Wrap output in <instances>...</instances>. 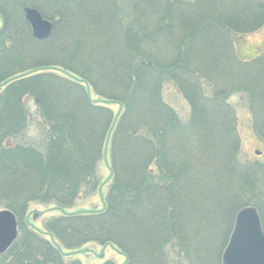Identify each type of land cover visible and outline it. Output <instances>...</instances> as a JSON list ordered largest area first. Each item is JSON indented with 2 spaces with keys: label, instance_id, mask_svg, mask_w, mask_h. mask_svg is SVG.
<instances>
[{
  "label": "trees",
  "instance_id": "16d2710c",
  "mask_svg": "<svg viewBox=\"0 0 264 264\" xmlns=\"http://www.w3.org/2000/svg\"><path fill=\"white\" fill-rule=\"evenodd\" d=\"M117 1L0 0V212L19 218L36 201L65 210L83 189L105 191L103 210L60 216L50 239L19 232L0 264H82L66 255L90 245L115 248L125 264H220L210 236L228 232L225 246L237 212L262 215L261 168L240 158L230 99L247 98L264 133V51L236 53L241 36L264 28V3ZM55 2L52 33L36 40L24 9L48 18ZM166 84L189 104L188 121L163 101ZM89 89L122 106L118 120ZM34 120L38 144L27 138ZM104 156L107 180L96 171Z\"/></svg>",
  "mask_w": 264,
  "mask_h": 264
},
{
  "label": "rangeland",
  "instance_id": "374dc122",
  "mask_svg": "<svg viewBox=\"0 0 264 264\" xmlns=\"http://www.w3.org/2000/svg\"><path fill=\"white\" fill-rule=\"evenodd\" d=\"M115 1L120 2L117 0ZM134 1L135 0H128V2L130 3ZM187 1L189 2V0ZM253 1L254 3L255 1L257 3L259 2L264 3V0H259V1L253 0ZM44 5H47L46 2ZM50 6L51 8L48 7V9H46V11L49 12V14L47 13V15L49 16L48 18H45L44 15L39 12V10L37 9L35 10H37L45 20L49 21L53 25V22L48 19H55L56 13H58L59 11L60 5L58 4V2L57 3L55 2L54 5L52 4ZM202 7H203V4L201 2H198L194 6H186L185 9H188L194 12L195 10L202 9ZM27 9H34V8H27ZM263 10L264 8L260 9V11H263ZM22 17H24V20L29 25L26 19V16H25V12L22 15ZM262 17L264 18V15H262ZM4 23H5V20L0 15V31L4 27ZM184 34H186V32H184ZM130 46L131 45H129V47ZM262 51H264V28L255 33H252L246 36H241L240 39L236 42V53L243 60H250L252 58H255ZM52 69H55V68H52ZM42 72H44L42 71V69L38 70V68H36L30 71L24 72L23 74H20L19 76L30 77V76L40 74ZM48 72L57 73L58 71L51 70ZM58 73L63 74V72L61 73V71ZM0 91H1V88H0ZM89 91H90V98L94 104L108 107L109 109L113 111L114 116L116 117V120L119 119L123 111L121 105L117 103L106 102L104 99L96 95L93 92V90L89 89ZM163 101L165 102V104L169 105L176 112L178 117L182 119L183 122H186L189 120L191 109L187 101L183 98L181 91L178 88H176V86L172 84L165 85L163 89ZM230 103L234 107V113H235L236 120H237L236 122L237 130H238V134H239L240 141H241L242 150H241L240 158L244 162L257 163L259 164L261 168L260 169L261 172L259 175L261 178L259 180V188H258V190H260L259 193L261 195L257 196L256 198L259 201L260 205L263 207L262 215L260 217H261V222H262V229L264 230V133L260 132L257 135V133L255 132L257 122L253 115V108L248 104L247 98L244 97L242 99L240 96L234 95L230 99ZM29 108L33 116L38 117L37 108L35 107L33 101L29 100ZM260 124H257L258 130L261 129L262 127ZM37 125H38V120H34L31 125L32 132L27 134V138H31V140H33L31 142L35 144H38V139L40 138V136L38 135ZM109 161H110L109 157L104 156V160H101L99 164H97L96 171L100 179L102 180H107L109 177H111V171H110L111 169H110ZM103 192L101 194L99 192V193H94L93 195H91L87 193V189H83L80 192L77 199L74 201L71 208H67L65 210L59 208L57 205H54L52 203H47V202L39 203L38 201L30 202L28 203L26 208L22 211L19 218H17L16 215H14L17 221L18 234L19 232L21 233V231H23V237L25 239V236L27 234L30 235V233L36 232V233L42 234L46 238H49V236L46 234L47 226L51 222H53V220L59 218L60 216H63L66 214H72V213H83V212L91 211V210H96V211L103 210L105 191ZM5 211H9V210H5ZM35 216L37 217L35 218ZM235 218H234V223H235ZM233 229H234V224H233L232 231ZM226 231H227V228H226ZM226 234H224V236L222 237H220L219 234L211 235L210 236L211 240L208 241L210 246H215V248L217 246L218 247L220 246L218 250V257H219L220 264H221L222 254L229 243L232 232H230L228 241L224 246L223 242L225 241ZM213 250H214V247L213 248L211 247L207 254H212ZM220 251L221 253L219 256ZM66 258L70 261L78 260L82 264H104L106 262H112L113 264H125L126 262V257L123 254H121L119 251H117L115 248L106 247V246L102 247V246H97V245H90L89 247L86 246V247H83L81 250L70 252L69 255H66Z\"/></svg>",
  "mask_w": 264,
  "mask_h": 264
},
{
  "label": "water",
  "instance_id": "95a60500",
  "mask_svg": "<svg viewBox=\"0 0 264 264\" xmlns=\"http://www.w3.org/2000/svg\"><path fill=\"white\" fill-rule=\"evenodd\" d=\"M25 16L35 39L45 40L50 37L53 25L37 10L26 9ZM17 237L16 217L10 211H1L0 256L10 249ZM221 264H264V233L255 208H244L237 213L233 232L221 257Z\"/></svg>",
  "mask_w": 264,
  "mask_h": 264
}]
</instances>
